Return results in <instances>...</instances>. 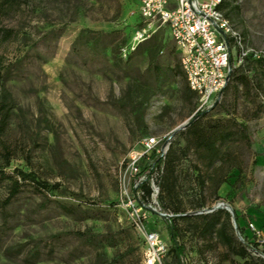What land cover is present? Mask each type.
Masks as SVG:
<instances>
[{
  "label": "rangeland",
  "instance_id": "obj_1",
  "mask_svg": "<svg viewBox=\"0 0 264 264\" xmlns=\"http://www.w3.org/2000/svg\"><path fill=\"white\" fill-rule=\"evenodd\" d=\"M233 5L239 10L231 23L244 48L262 51L264 0ZM141 25L137 0H0V30L7 32L0 40V66L9 72L3 85L13 108L0 164L5 144L12 153L9 174L23 169L60 184L54 194L37 193L26 184L0 213V264H94L104 248L111 257L130 251L119 264H140L144 240L121 206L129 156L147 137L172 136L171 142L182 143L178 129L200 107L199 99L184 98L185 79L174 72L180 56L167 30L141 43L128 59L121 57V47ZM160 42L164 45L154 63L162 70L158 75L147 48ZM137 86L143 93L135 92ZM129 87L135 91L127 95ZM142 95L148 99L143 123L134 112ZM226 105L248 126L252 147L239 146L243 171L231 173L221 199H209L204 211L226 202L260 231L257 241L263 243L264 93L241 95L236 104L230 99ZM259 105L263 111L253 117ZM210 109L200 111L211 120L227 117L220 107ZM189 159L196 162L192 154ZM9 186L8 180L0 183V203L8 198ZM149 228L171 246L167 219L153 213ZM233 234L241 241L235 229ZM247 234L252 237L254 231ZM181 242L187 246V264H243L222 246L199 254L203 242L190 234ZM35 250L38 256L26 262Z\"/></svg>",
  "mask_w": 264,
  "mask_h": 264
},
{
  "label": "trees",
  "instance_id": "obj_2",
  "mask_svg": "<svg viewBox=\"0 0 264 264\" xmlns=\"http://www.w3.org/2000/svg\"><path fill=\"white\" fill-rule=\"evenodd\" d=\"M235 1L225 0L222 5L223 15L231 25L232 13L239 10L238 6L233 5ZM5 34L7 32L0 30V40L6 38ZM239 34L242 37L241 33ZM131 41L121 47L120 55L122 58V50L129 46ZM162 45L164 44L160 42L159 45L154 44L147 48L150 65H155ZM230 45L233 47V40H230ZM139 46L140 44L137 48ZM137 48L129 54L128 58ZM241 54V49L237 48L236 55H233L231 60L232 72L222 93V100L215 104L216 107L221 108L227 117L211 120L208 118L207 111H199L187 128L179 133L183 138L182 143L171 142L165 160L159 161L156 165L159 207L162 213L172 215L168 220L171 246L166 256V258L172 259V264H187V246L181 242V238L186 234H190L203 242L204 247L200 246L198 251L201 255H204L206 249L213 251L222 246L230 255L243 261V264H264V259L259 255V253L264 254V242H258L255 234L252 237L247 234V229H250L252 223L247 222L245 216L236 209L233 210L241 241L233 234L232 215L227 210L218 209L211 213L190 214V212L204 211L208 206L209 199L213 201L221 199L220 190L228 182L231 173L243 171L238 154L240 152L239 146L245 145L248 149L252 147L248 126L232 116V112L226 103L232 99L233 104H236L241 95L251 98L253 95L259 97L260 94L264 93V49L259 57L248 54L241 58ZM234 56H236V60ZM234 61H238V64ZM154 68L158 75L162 72L159 66L155 65ZM174 72L185 79L184 98L198 100L199 96L188 86L181 62L177 64ZM8 73L4 67L0 66V87H2L0 90V145L13 113V108L10 106L11 94L3 85ZM134 91L133 87H129L127 95ZM143 91L140 86H137L135 92L141 94ZM140 98L138 102L137 100L135 102L134 112L136 120L143 123V106L148 99L145 95ZM262 111L263 106L259 105L253 117H258ZM3 150L4 152L1 153L3 164H0V183L7 180L10 182V194L0 203V213L7 211L26 184L33 185L37 193L49 192L54 194L59 191L60 184L44 181L34 172L16 169L12 174H9L7 169L11 166L12 153L5 144ZM191 154L196 158V162L193 164L189 159ZM142 173L148 177V180L141 186L144 192L143 200L148 201L152 195L151 173L147 167L143 169ZM190 179L193 180V184L186 187L184 181L187 182ZM206 192H209V196ZM187 203L189 204L188 207ZM62 208L67 213H73L71 206L62 205ZM74 234L80 237L85 236L81 232ZM20 253H22L21 250H18L17 254ZM38 254L39 251L35 250L30 256H27L26 262L32 263ZM129 254L130 251L128 250L123 254L111 257L104 248L96 255L94 264H119L120 260L128 257ZM139 263L143 264V253Z\"/></svg>",
  "mask_w": 264,
  "mask_h": 264
},
{
  "label": "built area",
  "instance_id": "obj_3",
  "mask_svg": "<svg viewBox=\"0 0 264 264\" xmlns=\"http://www.w3.org/2000/svg\"><path fill=\"white\" fill-rule=\"evenodd\" d=\"M224 1L138 0L142 25L130 45L122 50L123 58H128L139 44L159 30H167L179 53L188 86L199 96L198 111L212 108L229 81L231 60L236 49H241V58L248 54L259 57L262 53L244 48L243 38L223 15ZM230 40L234 41L233 47ZM171 140L172 136L145 138L141 142V149L132 152L126 165L121 206L129 213L133 225L143 237V264H164L170 251L169 243L159 232L149 228V222L153 213L162 218L172 217L160 210L156 183V165L165 160ZM145 167L151 173L152 195L148 201L143 200L144 192L141 189L148 180L146 174L142 173ZM250 229L260 237V231L255 230L253 224H250Z\"/></svg>",
  "mask_w": 264,
  "mask_h": 264
},
{
  "label": "water",
  "instance_id": "obj_4",
  "mask_svg": "<svg viewBox=\"0 0 264 264\" xmlns=\"http://www.w3.org/2000/svg\"><path fill=\"white\" fill-rule=\"evenodd\" d=\"M229 79H230V76H229ZM193 119V118H192ZM190 119V121L192 120ZM190 121L185 123L183 126H181L178 130H185L187 128V126L190 124ZM218 209H225L227 210L231 215H232V224H233V227L234 229L236 230L237 232V236L241 239L240 237V234L238 232V227H237V220H236V217H235V213H234V210L231 208V206L229 204H227L226 202H221L215 206H213L211 209L209 210H205L204 212H198L196 214H202V213H211V212H214ZM164 218L166 219H169L170 216H163ZM242 240V239H241ZM259 255L264 259V254L262 253H259Z\"/></svg>",
  "mask_w": 264,
  "mask_h": 264
}]
</instances>
